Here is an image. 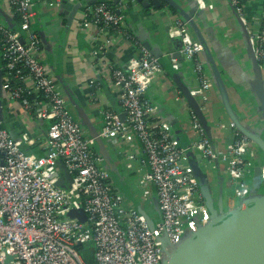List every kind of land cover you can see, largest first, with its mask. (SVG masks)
Here are the masks:
<instances>
[{"label": "built area", "instance_id": "1", "mask_svg": "<svg viewBox=\"0 0 264 264\" xmlns=\"http://www.w3.org/2000/svg\"><path fill=\"white\" fill-rule=\"evenodd\" d=\"M210 1L197 0L198 8L206 9ZM247 1L229 3L244 17ZM35 5V0H8L11 13L20 18L18 28L0 21L6 72L0 98V264H90L80 251L89 242L94 264H163L210 221L197 178L184 161L187 149L179 146L170 123L147 97L163 66L142 46L126 67L111 68L112 83L120 89V109L102 111L104 123L99 132L105 141L127 142L137 137L142 143L146 168L138 169V184L144 193L149 184L155 187L160 211V219L152 223L136 208L126 206L116 192L110 170L95 149L96 138L74 117L63 89L44 62L41 39L33 28ZM84 16L102 30L131 37L125 16L108 1L88 4ZM168 35L181 41L182 57L193 63L199 81L193 94L207 101L213 84L201 58L205 43L192 37L188 22L181 18L171 25ZM252 40L255 57L264 66V18ZM31 95L35 98L30 99ZM7 107L23 108L36 119L50 122L41 143L43 154L26 150L37 144L29 132L14 137L4 126ZM193 125L198 132L194 148L208 162L225 160L234 195L245 198L250 189L248 136L232 122L233 144L227 152L216 151L197 115H193ZM129 159L136 158L130 154ZM60 161L72 175L67 187L58 185L64 176ZM261 178L264 181V164ZM73 210L82 211L86 221L71 217Z\"/></svg>", "mask_w": 264, "mask_h": 264}, {"label": "crops", "instance_id": "2", "mask_svg": "<svg viewBox=\"0 0 264 264\" xmlns=\"http://www.w3.org/2000/svg\"><path fill=\"white\" fill-rule=\"evenodd\" d=\"M35 1L37 13L33 28L41 39V56L63 89L74 117L90 136L99 134L104 123V109H120V89L112 83L111 68L126 67L143 46L159 58L163 66L147 97L158 106V114L170 123L179 146L187 149L184 161L198 179L207 207L213 206L222 216L247 200L264 196V181L254 186L255 170L264 164V151L256 141L250 139L248 147L250 189L245 198L234 195L225 160L208 162L194 148L198 132L193 125V115L197 113L186 100L181 84L193 92L199 81L193 63L180 53L181 41L168 35L171 25L181 18L188 22L192 37L205 43L206 51L201 58L213 86L207 101L193 95L203 113L204 123L199 121L207 137L216 151L227 152L235 137V129L231 126L235 119L254 135L264 138V66L255 57L252 40L261 29L264 0L247 1L244 17L236 14L229 0H211L204 10L198 8L197 0ZM100 1L110 2L125 16L131 37L115 30H102L86 19V6ZM0 21L12 29L18 28L8 0H0ZM3 61L0 41L2 77L5 76ZM4 126L14 137L29 132L37 139V144L27 146L26 150L43 154L41 143L47 138L49 121L38 120L23 108L7 107ZM99 148L106 150L108 162L105 165L126 206L136 208L152 223L158 221L160 211L155 187L149 184L144 193L138 184V169L146 168L143 163L146 152L140 140L137 137L127 142L102 139V143L95 146L102 155ZM130 154L136 159L131 161Z\"/></svg>", "mask_w": 264, "mask_h": 264}, {"label": "water", "instance_id": "3", "mask_svg": "<svg viewBox=\"0 0 264 264\" xmlns=\"http://www.w3.org/2000/svg\"><path fill=\"white\" fill-rule=\"evenodd\" d=\"M187 19L190 20L189 17ZM2 83L3 77L0 72V98ZM181 88L186 100L197 113L198 119L204 123L203 113L193 92L184 84H181ZM235 123L264 151V138L251 133L236 119ZM95 138V146L102 143L98 133L95 134ZM99 149L104 164H107L106 150ZM59 166L64 176L59 178L58 185L67 187V183L73 180L72 175L61 161ZM261 181V167H257L254 186H259ZM208 207L209 223L192 239L181 245L163 264H264V196L247 200L243 205L222 216L216 213L213 206ZM70 216L78 217L82 221H86L87 218L78 210L71 211Z\"/></svg>", "mask_w": 264, "mask_h": 264}, {"label": "trees", "instance_id": "4", "mask_svg": "<svg viewBox=\"0 0 264 264\" xmlns=\"http://www.w3.org/2000/svg\"><path fill=\"white\" fill-rule=\"evenodd\" d=\"M112 5H113V4H112ZM14 20H15L16 23L19 24V20H20V18H19L18 15H14ZM3 62H4V61H3ZM3 73H4V71H3ZM5 74H6V72H5ZM29 98H30V99L35 98V95H31ZM80 251H81L82 255L84 256V258H85L90 264H94V260H92L91 257H89V256L87 255V253H86L85 245H81V246H80Z\"/></svg>", "mask_w": 264, "mask_h": 264}, {"label": "rangeland", "instance_id": "5", "mask_svg": "<svg viewBox=\"0 0 264 264\" xmlns=\"http://www.w3.org/2000/svg\"><path fill=\"white\" fill-rule=\"evenodd\" d=\"M85 250L87 255L91 257L92 260H94V250H93V244L91 242L85 244Z\"/></svg>", "mask_w": 264, "mask_h": 264}]
</instances>
